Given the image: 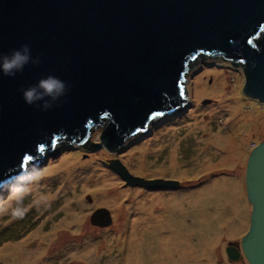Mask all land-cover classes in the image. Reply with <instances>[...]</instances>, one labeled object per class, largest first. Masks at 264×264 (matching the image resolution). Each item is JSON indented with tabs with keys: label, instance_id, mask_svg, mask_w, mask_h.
Masks as SVG:
<instances>
[{
	"label": "water",
	"instance_id": "95a60500",
	"mask_svg": "<svg viewBox=\"0 0 264 264\" xmlns=\"http://www.w3.org/2000/svg\"><path fill=\"white\" fill-rule=\"evenodd\" d=\"M24 44L40 62L14 77L0 73V180L62 140L84 143L101 124L99 145L117 150L156 118L182 112L200 61L241 66L243 92L264 103V0H0V56ZM202 52L218 55L187 72ZM47 76L64 81L67 95L48 110L26 104L22 89ZM111 166L130 186H180L134 175L119 159ZM245 181L250 227L226 253L264 264V141L249 154ZM91 222L107 227L113 217L100 207Z\"/></svg>",
	"mask_w": 264,
	"mask_h": 264
},
{
	"label": "rangeland",
	"instance_id": "374dc122",
	"mask_svg": "<svg viewBox=\"0 0 264 264\" xmlns=\"http://www.w3.org/2000/svg\"><path fill=\"white\" fill-rule=\"evenodd\" d=\"M245 78L230 61H200L186 80L191 104L182 112L158 117L117 150L99 145L101 124L84 143L62 140L29 162L27 169L43 172L30 194L18 203L0 192V264H249L226 253L249 230L246 165L264 141V103L243 92ZM251 112L257 122L249 131L243 123ZM68 156L88 162L70 170L71 181L62 171ZM116 159L134 175L180 186H130L111 166ZM40 196L47 206H36ZM17 207L28 209L22 219L12 216ZM100 207L110 210V226L92 224Z\"/></svg>",
	"mask_w": 264,
	"mask_h": 264
},
{
	"label": "clouds",
	"instance_id": "9594fccd",
	"mask_svg": "<svg viewBox=\"0 0 264 264\" xmlns=\"http://www.w3.org/2000/svg\"><path fill=\"white\" fill-rule=\"evenodd\" d=\"M39 57L33 58L29 45L24 44L19 49H15L10 55L0 56V73L4 76L14 77L17 73L23 72L28 64L38 65ZM68 92V85L55 76H47L40 79L36 85L22 89V96L26 104L36 105L42 110L51 109L65 97ZM43 178L42 170L36 166L28 169H20L18 172L5 179L0 180V192H8L18 203L30 194L33 187ZM48 198L40 196L36 201V206H47ZM28 209L17 207L12 211L14 218L22 219Z\"/></svg>",
	"mask_w": 264,
	"mask_h": 264
},
{
	"label": "bare ground",
	"instance_id": "6f19581e",
	"mask_svg": "<svg viewBox=\"0 0 264 264\" xmlns=\"http://www.w3.org/2000/svg\"><path fill=\"white\" fill-rule=\"evenodd\" d=\"M222 90H224V88H222L221 90H219V91H222ZM217 92V91H216ZM201 94V92H199V94L198 95H200ZM197 95V96H198ZM227 100H226V97L224 98V103L226 102ZM238 103V102H237ZM236 103V106L237 107H239V105H240V103H238L237 104ZM236 108L234 107V109H233V111H231V115L232 114H235L236 112H238L239 111V109H236ZM238 114V113H237ZM256 114L254 113V112H251V114H247V115H245V121H244V125H246L247 124V130H251L252 129V125H251V122H257V119H256ZM250 124V125H249ZM253 126H254V124H253ZM240 128H241V126H240ZM245 128V127H244ZM245 128V129H246ZM239 146V142L236 140V143L235 142H231V145H230V148L231 149H235L236 151H237V147ZM256 146V145H255ZM62 148V146H60V149ZM238 154V153H237ZM237 154H235V155H233L232 156V158H231V160L232 159H234V156H237ZM69 159L70 160V166H69V168H66V169H64L63 168V170L62 171H64V173H65V176L67 177V179L68 180H70V177H72L73 176V174H74V172H71L70 173V170L73 168V169H84V168H87V166H88V162L86 163V162H84V161H82V160H80L78 157H71V156H68V157H66V159ZM65 159V160H66ZM94 165L96 164V163H93ZM91 165L89 168L90 169H92L94 172H96V173H99L100 172V170L99 169H97V167L96 166H98V165ZM71 181V180H70Z\"/></svg>",
	"mask_w": 264,
	"mask_h": 264
},
{
	"label": "flooded vegetation",
	"instance_id": "af4514ba",
	"mask_svg": "<svg viewBox=\"0 0 264 264\" xmlns=\"http://www.w3.org/2000/svg\"><path fill=\"white\" fill-rule=\"evenodd\" d=\"M203 55H206V56H211V55H215L217 56L218 54H208V53H205V52H202L200 53V55H198L197 57H194L187 65V72L188 70L191 68V66L196 63V61L198 60L199 57L203 56ZM191 104V102H189ZM157 119V118H156Z\"/></svg>",
	"mask_w": 264,
	"mask_h": 264
},
{
	"label": "built area",
	"instance_id": "2783aa9c",
	"mask_svg": "<svg viewBox=\"0 0 264 264\" xmlns=\"http://www.w3.org/2000/svg\"><path fill=\"white\" fill-rule=\"evenodd\" d=\"M227 61V60H226ZM255 146V145H254Z\"/></svg>",
	"mask_w": 264,
	"mask_h": 264
}]
</instances>
